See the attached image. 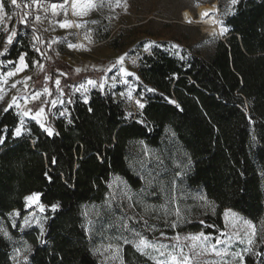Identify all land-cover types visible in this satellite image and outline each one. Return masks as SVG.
I'll use <instances>...</instances> for the list:
<instances>
[{
	"label": "trees",
	"instance_id": "trees-1",
	"mask_svg": "<svg viewBox=\"0 0 264 264\" xmlns=\"http://www.w3.org/2000/svg\"><path fill=\"white\" fill-rule=\"evenodd\" d=\"M13 9L8 11H30L23 5ZM18 19L14 23L20 42L0 62L15 60L21 51L28 52L29 61L41 59ZM223 20L230 31L206 58L183 54L181 60L162 42L140 58L137 89L147 103L134 117L126 118L111 94L92 90L88 103L70 96L68 115L52 125L58 135L48 137L31 120L26 124L31 135L14 138L9 132L6 144L0 145V224L8 222L14 209L22 214L24 198L31 193H39L45 205L61 206L55 213L46 210L45 243H39L36 232L24 234L33 247L28 264H100L85 229L87 218L95 215L105 232L116 228L115 222L108 229L107 222L112 219L106 206L112 176L143 200L146 206L138 208L149 215L172 205L180 178L188 189L202 192L215 206L214 222L206 218L203 224L187 223L177 228L179 233L214 235L222 226L221 212L232 209L251 220L264 237V0H245ZM39 46L47 55L33 90L47 84L55 99L58 92L44 76L54 80L59 70L67 73L59 78L70 93L82 72L54 57L47 44ZM35 68L30 64L28 69ZM18 119L14 110L0 112V128L11 129ZM148 173L156 177L151 185L146 183ZM171 213L169 221L174 219V210ZM254 247L260 250L261 245ZM11 256L10 244L0 236V264H12ZM260 259L248 254L246 264H259ZM122 262L152 264L131 244H123Z\"/></svg>",
	"mask_w": 264,
	"mask_h": 264
},
{
	"label": "snow or ice",
	"instance_id": "snow-or-ice-1",
	"mask_svg": "<svg viewBox=\"0 0 264 264\" xmlns=\"http://www.w3.org/2000/svg\"><path fill=\"white\" fill-rule=\"evenodd\" d=\"M245 0H228V10L223 14L220 13V9L214 4L212 8L208 11H205L201 14V18L207 17L212 25L215 27L211 32V36L213 39L226 35L230 29L225 24L224 20L219 18L220 15H228L230 13L234 14L236 7L240 4H243ZM31 9L30 11H23L22 15L19 11L10 13L8 11L9 7L14 9ZM108 7L111 11H115L117 8L123 7L125 11H127V0H22V2H18V0H0V33H4L6 35L3 36V47L0 48V57H6L10 54V51L14 47L15 44L20 42V33L19 29L16 26L9 27L6 20L11 21L13 16H19L17 23L25 28L27 32L26 35L31 36L30 47L31 49L38 54L41 59H33L31 61L27 60L28 57L27 51H21L15 60L7 59L3 62H0V68H6L9 64L12 65L11 69L0 72V100H4V88L3 85L8 84L10 78L16 77L17 75L23 73L25 70L29 68L31 64L32 67H38L41 72L44 71L45 65L41 62L42 58L46 57V53L39 46L41 44H47L48 47H51V44L58 43L57 41H43L41 36L37 34V29L35 27L36 24L40 23L42 20V16L44 19L49 21V24L55 22L59 28L61 29H70L73 27L76 28H85V39L91 42L92 33L94 29L87 28L89 23L95 25L98 24L99 21H82L77 23L75 21H71L68 19L69 9H71V14L77 17H84L89 12L93 10H102L103 8ZM63 17V19H58V17ZM31 17V19H30ZM191 22V21H189ZM218 29V30H217ZM47 31V29H45ZM65 42H67L65 38ZM211 41H205V43H210ZM155 45V42H149L148 44L143 46V50L145 52L151 53V49ZM67 46L69 49H77L83 48V44H75L71 42H67ZM172 49H175L174 54L179 57V59L184 60L185 56L182 54L183 49L178 44L171 45ZM127 53L121 55L117 58L116 62L108 67L104 68H96L93 66V70L101 71L105 75L101 77L100 80L95 79H87L83 82L73 85L75 91L78 93H87L89 91V86L92 88L98 89L100 92H104L105 85L108 83V80L111 79L114 83L112 87H115V82L117 81V76H120V83L125 85H129V81L127 79H123V77H131L134 76L137 81H139L140 77L130 71L128 68L124 66V62ZM132 64L136 63V59H132ZM119 67L117 68V66ZM113 69H117V73L112 75L110 78L107 77V73L112 72ZM81 69L77 68L76 72L79 73ZM66 77L67 73L58 70V76L53 80L51 75H45L44 80L51 81L54 84L55 91L59 93V97L56 99H51L53 96V90L50 89L47 84L43 86L41 89H36L31 92H27V94H23L20 96L12 95L10 101L6 102V106L0 109V112L7 114L10 110L16 109V115L19 117L16 125L11 129L4 125L0 128V145L6 144L8 139L9 132L12 137L19 138L25 133L31 135V129L26 127V119L31 121H35V123L39 126V128L48 136L53 137L58 135V133L53 129V127L49 126L46 122V109L51 107L55 108L57 104H63L64 100L60 99V97L67 96L68 94L65 92L64 88L61 87V79L59 77ZM175 77L176 74L174 73ZM31 76H24L20 80H16L11 83L10 88L16 89L17 85H23L25 90L28 88L27 81L31 80ZM145 90L147 92H155V89L147 88L145 86ZM134 93L136 95L134 96ZM115 95V93L113 94ZM119 96L122 99H126L127 101H133L136 107L140 110L146 107L147 101L145 100L144 94L139 92L138 89L132 85H129L126 91L119 92ZM38 101L39 103L36 105L35 110L33 108L27 107L30 102ZM68 102L71 103V97H68ZM84 103H88V97L84 96ZM169 103L176 104V101L170 100ZM247 114V103L242 105ZM179 107V105H177ZM91 111V109H89ZM59 115L61 117H65L68 115L67 109L64 111H60ZM142 115V113H140ZM132 112L126 113V118L132 117ZM249 122L253 123L251 116H248ZM69 123H72L71 119L68 120ZM139 123H144L143 120L138 121ZM169 131H171L169 129ZM174 135V133H173ZM255 139V137H253ZM32 143L35 145L36 140H33ZM53 163H55V159L53 158ZM177 176L180 173H176ZM118 179V178H117ZM156 177L152 176L151 173H148L146 183L149 185L152 184V181L155 180ZM111 187V185H109ZM113 199L116 198L115 194H110ZM124 196L128 200H132V196L128 195L127 189L124 190ZM26 209L31 208L33 205H36L39 209L40 213H44L46 210H49L52 213L57 212V210L61 207L60 204L52 203L50 205H45L40 203V194L39 193H31L25 196ZM201 199H204L203 197ZM209 207L212 208L213 213H215L214 206L209 202ZM129 208L135 207V204H129ZM165 216L171 215L165 211ZM153 215L155 219H161L160 216L155 215V210H153ZM175 219L173 220H165L164 224L171 228L174 232L177 228L180 227V221L183 219L180 213L179 208H177L174 212ZM9 216L12 217V227L17 228L23 231L25 228H31L33 226V222L39 228V234L37 236V240L39 243L43 244L45 241L42 237L45 234L44 224L42 220H46L47 217L38 218L35 213H32L29 216H25L22 219V222L17 225L16 218H20L21 213L18 209H14ZM225 219L228 217H232L234 220H239L243 228V236H241L240 229L237 228L235 223H232L230 227L234 230L229 233L227 231H221L220 237H216L214 242L213 238L204 232H199L197 234H188L181 237L179 232H175V235L169 236L167 232L160 230L156 227L155 224L149 225V219H146L143 215L137 216H122L119 222L120 235L117 236L115 249L118 252L120 249L121 242L124 245L131 244L136 248L142 255L147 257L152 264H200V258L206 255H213L218 257L220 260V264H246V256L248 254H254L257 257H260L259 264H264V237L258 235L256 226L253 224L251 220L244 219L243 217H239L237 213H235L232 209H226L223 213ZM191 222V221H187ZM201 224L204 223L203 220L200 221ZM136 225H140V228H137ZM114 227V225L109 224L108 229ZM228 227V225H226ZM91 229H85L86 235L91 239ZM107 231V229H105ZM159 232V236H156L155 233ZM127 233V235H125ZM148 233H152V238H149ZM0 236L3 238L12 241L13 237L11 233L2 225H0ZM222 237V238H221ZM239 240L241 244L247 245V247L241 249L240 251H230V248L233 243V238ZM186 243H181V240ZM164 241H169L165 243ZM261 245L260 250H256L254 245ZM222 246V247H221ZM113 244L109 243L107 247L94 249L93 254H98L103 256L105 253L109 252L113 248ZM187 249V250H186ZM33 251V247L27 241L22 242H14L13 252L14 254L10 257L12 264H28L30 253ZM230 257V259H226ZM207 264V262H205Z\"/></svg>",
	"mask_w": 264,
	"mask_h": 264
},
{
	"label": "rangeland",
	"instance_id": "rangeland-1",
	"mask_svg": "<svg viewBox=\"0 0 264 264\" xmlns=\"http://www.w3.org/2000/svg\"><path fill=\"white\" fill-rule=\"evenodd\" d=\"M127 4V11H125L123 7L117 8L115 10L119 14L118 21L108 25L105 29L100 30L96 34L95 43H98V45L93 49H89L85 46L83 48L69 49L67 46V42L74 43L70 33L67 29L59 28V26L55 22L49 24V21L47 19H43L40 23L35 25L37 33L41 36L42 40L58 42L53 43L51 44V47H48L54 57L61 60H63V57L72 59L73 61L79 63L76 66L77 68L84 65L83 67L85 70H83L82 72L83 75L75 84L83 82L89 78L100 80L101 77L105 74L101 71L93 70V66H96V68L107 69L116 62L118 57L125 53H127L128 56L125 59L124 66L138 75L140 58L143 55L149 54L148 52H145L143 50V46L153 41L155 42V45H153V47L160 44L161 42L166 43V47L174 53L175 49H172L171 45L178 44L183 49L182 54H191L206 58L212 52L216 41L218 39H221L222 36H219L215 39L212 38L211 32L213 30L206 29V27H204L199 20V16L197 13L198 7L213 6L215 4L220 9L221 14L226 12L229 7L228 0H127ZM106 10L110 9L108 7H105L102 10H93L82 18L77 16L76 17L79 20L78 22L92 20L99 21L98 13ZM186 11L189 12L192 16L190 23L186 22L183 18V13ZM226 16L220 15L219 18L224 19ZM58 19H63V17H58ZM15 20L16 16H13V19L11 21L6 20L5 23H7L9 27H12L15 26ZM0 27H2V25H0ZM45 29H47V31H45ZM1 35L3 37L6 34L1 33ZM65 38L67 42H65ZM205 41L211 42L205 43ZM132 59H136L135 64H132ZM11 67L12 65H8L6 68H1L0 72L7 71L11 69ZM118 67L119 65L117 66V68ZM116 73L117 69H113L112 72L107 73V77L110 78ZM38 75L39 68L36 67L34 70L27 69L16 77L10 78L8 84L2 86L4 88V100H0V106H6V102L10 101L12 95L20 96L23 94H27V92L33 91V87L39 84V79H37ZM24 76L32 77L31 80L27 81V90H25L23 85L20 84L17 85L16 89L10 88L11 83L16 80H20ZM120 79L121 77L117 76L115 87H112V84L114 82L109 79L108 83L105 85L104 92L111 94L116 101L122 104L125 112H132L134 117L135 115L139 114L140 109L136 107L134 100L127 101L126 99H122L119 96V92L126 91L129 85L137 88V84L140 79L139 81H137L134 76L123 77V79H127L129 81V85L120 83ZM92 90L98 89L89 86V91L82 94L76 92L75 88L72 87L70 89V93H68L67 96L60 97V99L64 100L63 104L58 103L55 108L49 107L48 109H46V122L48 123V125L52 127L53 122L57 117L60 116L59 112L64 111L67 108L69 104V96H78L83 100L84 96L88 97ZM114 93L115 95H113ZM135 95L136 93H134V96ZM57 97H59V93H57L55 99ZM51 99L53 98L51 97ZM38 103V101L30 102L27 107L33 108L35 110ZM13 110L16 113L17 110ZM25 119L27 124V122L30 120L27 118ZM109 185H111V187H109ZM125 188L127 189L128 195L132 196V200H128L124 196ZM110 194H115L116 198L113 199ZM202 197L204 199H201ZM209 202L210 201L205 198L202 192L192 191L188 189L180 178L174 184L172 205L168 206L166 209L161 208L155 211V215L160 216L161 218L158 220L155 219L154 215L143 213L138 208L146 206L143 200H141L140 197L136 196V194L126 185V183L121 178H119L118 176H112L108 183V194L106 196V206L108 210L107 212L109 214V217H111L112 219H108L107 222H109V224H113L116 222V228H114V231L105 232L102 227V221L97 219L96 215L94 218L88 217L86 222V229L90 228L92 230L90 233L91 239H89L91 251L93 253L94 249H102L103 247H107L109 243H112L114 247L103 256L98 254L93 255L97 258L100 264H123V243L121 242L118 252L115 249V238L120 235L119 222L122 216L139 217L140 215H143L146 219H149L150 226L152 224H155L157 228L167 232L169 236H173L175 235V232L178 231L176 229L174 232L171 228L167 227L164 224V221L169 220L168 218L169 216H171L168 215L167 218H163L162 214L165 213V211L171 213L173 210L175 212V210L179 208L181 216L183 218L180 221V227L194 221L205 220L206 218L208 221L214 222L212 218L215 213H213L212 208L208 206ZM129 204H135V207L129 208ZM211 205L214 206L212 203ZM24 210L25 211L21 214L20 218H16L17 225L22 222L23 217H30L32 213H35L38 218L46 217V211L44 213H40L36 205H33L31 208L27 209L25 207ZM225 210L221 212L222 226L220 227V229H218V232L216 234L209 235L213 238V242L216 237H220L221 231H227L229 233L233 232L234 230L230 227L232 223H235L237 225V228L241 231V236H243L244 226L242 225V223L239 220H234L232 217H228L227 219H225V217L223 216ZM238 216L242 217L239 214ZM175 218L176 217L174 215V219ZM12 219L13 218L8 215V222L0 224L5 227L13 237L12 241L6 239L11 246V255L14 254V242L25 241L24 234L31 232H36L39 234V228L34 222L31 228H25L23 231H21L19 227H12ZM45 222L46 220H42L44 226ZM226 225H228V227H226ZM136 227L140 228V225H136ZM110 230H112V228ZM197 233L199 232H182L180 233V235L183 238L188 234ZM125 235H127V233H125ZM148 235L151 239L152 233H148ZM155 235L159 236V232L155 233ZM164 242L168 243L169 241ZM181 243L186 242L182 239ZM245 247H247L246 243L241 244L239 240H236L234 237L230 251H240ZM226 259H230V257ZM205 262H207V264H220L219 258L211 254L200 258V264H205Z\"/></svg>",
	"mask_w": 264,
	"mask_h": 264
},
{
	"label": "built area",
	"instance_id": "built-area-1",
	"mask_svg": "<svg viewBox=\"0 0 264 264\" xmlns=\"http://www.w3.org/2000/svg\"><path fill=\"white\" fill-rule=\"evenodd\" d=\"M98 16H99V23L98 24L93 25V24L89 23L87 25V28L94 29V31L92 33L91 42H89L88 40L85 39V30H86L85 28L73 27V28L67 29L68 32L70 33L74 43L83 44L85 47H87L89 49L95 48L98 45V43H95L96 34L100 30L105 29L108 25L115 23L119 19V14L116 11L113 12L110 10H106V11L98 13ZM68 19L71 21H75L77 23H80L71 14V9H69Z\"/></svg>",
	"mask_w": 264,
	"mask_h": 264
},
{
	"label": "bare ground",
	"instance_id": "bare-ground-1",
	"mask_svg": "<svg viewBox=\"0 0 264 264\" xmlns=\"http://www.w3.org/2000/svg\"><path fill=\"white\" fill-rule=\"evenodd\" d=\"M211 8H212V6H200V7H198V10H197L199 20L201 21L202 25L204 27H206V29H208V30H213V28L215 26L210 23V21L207 17L201 18V14L205 11L210 10ZM183 18L185 19L186 22L190 23L189 21H191L192 16L189 12L186 11L183 13Z\"/></svg>",
	"mask_w": 264,
	"mask_h": 264
},
{
	"label": "crops",
	"instance_id": "crops-1",
	"mask_svg": "<svg viewBox=\"0 0 264 264\" xmlns=\"http://www.w3.org/2000/svg\"><path fill=\"white\" fill-rule=\"evenodd\" d=\"M14 10V9H13ZM29 10H31V9H29ZM12 12H15V11H12ZM74 18L77 20V21H79L78 19H77V17L76 16H74ZM44 18H43V16H42V20H43ZM63 60H65L70 66H72L75 70L77 69V64H79V63H77L76 61H73L72 59H68V58H62ZM84 66V65H83ZM83 66H81V67H79L80 69H81V71L80 72H83V70H85L84 69V67Z\"/></svg>",
	"mask_w": 264,
	"mask_h": 264
}]
</instances>
